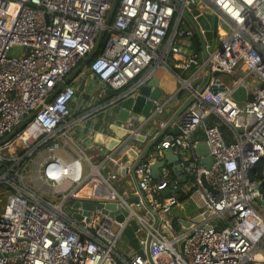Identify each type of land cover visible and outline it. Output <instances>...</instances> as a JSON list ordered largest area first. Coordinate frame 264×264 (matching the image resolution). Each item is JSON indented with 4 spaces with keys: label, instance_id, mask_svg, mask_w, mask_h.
I'll list each match as a JSON object with an SVG mask.
<instances>
[{
    "label": "built area",
    "instance_id": "built-area-1",
    "mask_svg": "<svg viewBox=\"0 0 264 264\" xmlns=\"http://www.w3.org/2000/svg\"><path fill=\"white\" fill-rule=\"evenodd\" d=\"M112 3L0 0V143L35 113L0 145V264H264V216L255 205L264 209V0H120L108 26ZM190 5L217 18L214 46ZM101 33L87 69L103 93H80L75 108L70 84L50 100ZM185 40L194 54L178 73L171 60L180 62ZM14 48L21 51L11 57ZM161 70L177 81L176 93L161 94L147 117L130 110L115 126L121 104L136 102ZM241 88L254 100L236 101ZM183 92L188 107L159 120ZM103 114L124 137L94 163L75 135L91 131ZM202 143L209 169L197 153ZM152 144L153 154L141 161ZM169 150L183 172L172 178L165 165L155 180L151 166ZM122 152L130 166L118 160L116 171L107 170ZM125 175L134 188L122 195L116 186ZM168 188H182L179 198L162 197ZM187 201L198 212L187 226L175 225L174 210L184 211ZM84 202L114 204L124 218L97 208L86 215ZM132 222L142 254L123 241Z\"/></svg>",
    "mask_w": 264,
    "mask_h": 264
},
{
    "label": "water",
    "instance_id": "water-1",
    "mask_svg": "<svg viewBox=\"0 0 264 264\" xmlns=\"http://www.w3.org/2000/svg\"><path fill=\"white\" fill-rule=\"evenodd\" d=\"M119 1L120 0H113L112 6H111V9L108 13L107 21H106V25H108V26L111 25V23L113 21L114 15L117 11V7L119 5ZM190 9L193 10V16L197 17L196 22L200 25L201 28H203L206 31L207 41L209 42V44L211 46H214L215 42H216L215 40L218 36V27H217L218 26V20H217V18L210 16V15L200 16L199 12L195 9L194 5H190ZM224 30L227 31V28L223 27L222 31L224 32ZM103 38H104V33H101L96 44H95L93 51L78 66V68L75 69L66 78L65 82L55 90V92L51 95L50 100H52L57 95V93H59L66 85L72 84L74 82V80L76 79V77L79 74H81L83 72V70L90 64V62L97 56V54L100 50V45H101ZM200 42L201 43L204 42V40L201 37H200ZM215 76H220V75L217 74ZM139 93H140V97L137 99L136 102H134L132 99H129V100H127L121 104V107L124 109L119 111V113L117 115V121L115 122V126L120 127L122 125V122L127 120L130 110H132L136 113H140L142 115V118L147 117L150 114V112L156 107L154 102H157L160 99V96L163 92L160 89L159 80L157 78H155L149 87L141 88ZM146 97L150 98V100L146 101L145 100ZM233 98L239 102H245L247 99L249 101L254 100V97L252 95L246 96V92L243 88L237 90L233 94ZM188 105H189V103H187L184 106V108L180 111V113H182L188 107ZM34 116H35V113L22 126H20L13 133H11L6 141L14 138L15 135L17 133H19L25 127V125L33 119ZM114 129H116V127H112V130H114ZM119 137L123 138L124 135L121 134V135H119ZM6 141L1 142L0 145L4 144ZM140 141L142 143L144 142L143 139H141ZM116 144H117V142L113 141V143L110 145V148H112ZM154 146H155V144H152L148 148V150L145 152V154L141 158V161L144 159H148L150 157V155L153 154ZM159 149L163 150V147L161 145H159ZM197 153L200 157L203 158L202 163L206 165L207 169H209L212 165V161L209 157H207L208 148H207L206 144H203V143L200 144L197 148ZM163 154H164L163 159L160 161H156L151 166L152 175H153V178L155 180L160 178L161 169L164 168L165 165L171 167L172 172H173L172 178L179 176L183 172V167L179 164L180 159L177 155H175L171 150L165 151ZM128 166H130L129 163H128ZM179 179H180V182L182 183L181 185L186 183V176L179 177ZM204 185L206 188L211 190L210 187L206 184L205 180H204ZM181 191H182V188H177L174 190H171L170 188H168V189L161 191V196L166 198V197H169L171 195H175V197L179 198V193ZM258 202L260 204H262L261 200H259ZM79 206H80V203H78V202L75 203L74 209H77ZM81 206L86 210V213H85L86 215H89L90 211L94 210L95 208L102 209L105 214H109V216L112 218L116 217V219L120 222L123 220L124 214H125V212L117 211L116 206L114 204H106L105 205L102 203L94 204V203H90V202H84V203H82ZM205 216L207 217L208 214H206ZM75 217L78 220L81 219L79 216H75ZM200 220H201V217H198L196 219V221H200ZM185 224L188 225V222H186ZM136 230H137V225L135 222H132L131 226L129 228H127L126 231L124 232L123 241L125 243H129L136 251H138L139 253L142 254V252L140 251V247L138 245V242L135 238V231Z\"/></svg>",
    "mask_w": 264,
    "mask_h": 264
},
{
    "label": "crops",
    "instance_id": "crops-1",
    "mask_svg": "<svg viewBox=\"0 0 264 264\" xmlns=\"http://www.w3.org/2000/svg\"><path fill=\"white\" fill-rule=\"evenodd\" d=\"M82 75H83L82 76L83 79H81V80H83V81H80V79L79 80L76 79L74 81V83H72L76 87V90L78 93L77 99L81 96V98L79 100H77L79 102L76 101L73 104V107H75V108H77L81 104V102L83 101L82 94L80 95V93H83L84 90H86V93H95L96 95L98 93H103L102 84L99 81L95 80L91 76L88 69H86ZM157 79L159 80L160 88L163 87V89L166 93H171V92L176 93V91L178 89V84H177V81L175 80V78L171 74H169L168 72H166L164 70H161V71H159V73L157 75ZM106 93H111V92L109 90H106ZM89 100H92V99H89ZM162 117H165V115ZM161 118L159 120H161ZM110 121H111V119L109 118V115L103 114L102 117H99V118L93 120L92 125H94V126H93V129L91 131H88V129L80 130L75 135V138L78 141L79 145H80V140H81L80 139L81 133L85 134V139H91L90 144L87 146V149H85V150H89L92 152V154H90V155H92L91 157L93 158L94 161H96V163L102 161L104 159L105 155L113 149V147L115 145L112 148H110V145L113 143V141H116L117 138H121V137H119V135H121V134L124 135V132L122 130H119V129L118 130H116V129L112 130L113 126H110L111 125ZM161 121H164V120H161ZM150 131H151V128L150 127L147 128L146 132L149 133ZM80 147L82 148L81 145H80ZM123 154L124 153L122 152L120 155H116L114 157V161H116V162L113 161L110 164H108L106 169L111 171V172L116 171L118 168V166H117L118 160L119 161L122 160V161L128 163V161H130L131 159L128 160V158L123 156ZM122 183H124V184L126 183L128 185L127 186L128 189L133 190L134 184H133L132 176H130V175L123 176L121 185H122ZM175 212L176 211H174L175 219L182 221L184 226H187V224H185V223L188 222L189 219L181 218Z\"/></svg>",
    "mask_w": 264,
    "mask_h": 264
},
{
    "label": "rangeland",
    "instance_id": "rangeland-1",
    "mask_svg": "<svg viewBox=\"0 0 264 264\" xmlns=\"http://www.w3.org/2000/svg\"><path fill=\"white\" fill-rule=\"evenodd\" d=\"M218 42V41H217ZM21 49L19 48H14L11 50V52L9 53V56H16L20 53ZM181 54L182 56L186 59L187 57H191L194 52L192 51L191 49V41L189 40H185L184 42V46L181 50ZM200 58L203 59L204 58V55H203V52L201 51L200 52ZM179 59V57H178ZM171 62H174V60L172 59ZM87 69V67L83 70V72L81 74H79L76 79H80V81H83L81 79H83V73L85 72V70ZM188 76V74H187ZM222 80H224L227 84H229L231 82V80L228 78V77H221ZM75 79V80H76ZM74 80V81H75ZM248 82L250 83H253L252 79H250ZM74 83V82H73ZM177 88V87H176ZM163 92V97L164 98H168L169 96L173 95L174 93L171 92V93H166L163 89V87L160 88ZM83 93H86V90H84ZM81 95V94H80ZM81 98V96L77 99L79 100ZM187 99H188V94L187 92H183V94L178 98L176 99L173 103H171V105L168 107L169 108V111L170 113L169 114H166L165 117H162L161 120H164V121H168L171 117H175L183 108L184 106L188 103L187 102ZM76 100V101H77ZM79 102V101H77ZM80 145L82 146V148L84 149L85 153L88 155V156H92L90 154H92L91 151L89 150H85L87 149V146L90 144V141L91 139H85V134L81 133L80 134ZM60 155H63L61 153H59ZM75 154V153H74ZM94 163H96V161H94ZM88 172V171H86ZM117 190L122 194V195H126V192L125 190L128 189L127 187V184L125 183H122V185H117ZM188 187H185V189H187ZM255 205L259 208L261 214L264 216V209L263 208H260L259 207V204L256 202ZM1 208H2V205H0V211H1ZM174 211H176L175 213L178 214L179 217L181 218H184V219H189L191 220V218L197 214L198 210L195 208V206H193V204H191L190 202L187 201L186 205H185V210L184 211H180V209H175ZM180 230L179 229H176V233H178ZM122 248L127 250L125 244H121Z\"/></svg>",
    "mask_w": 264,
    "mask_h": 264
},
{
    "label": "trees",
    "instance_id": "trees-1",
    "mask_svg": "<svg viewBox=\"0 0 264 264\" xmlns=\"http://www.w3.org/2000/svg\"><path fill=\"white\" fill-rule=\"evenodd\" d=\"M193 42H194V46H196V45L199 44V42H198L197 39H195ZM179 60H180V62H178V61H174V62H172V66L174 67L175 71H177L178 73H180V71H181L179 65H180L181 63H183V61L185 60V58L181 55V56H179ZM222 131H223V132H227V129H226L225 127H222ZM258 170H259V169H258ZM182 199L184 200L183 197H182ZM177 224H178V220L176 219V220H175V225H177Z\"/></svg>",
    "mask_w": 264,
    "mask_h": 264
},
{
    "label": "bare ground",
    "instance_id": "bare-ground-1",
    "mask_svg": "<svg viewBox=\"0 0 264 264\" xmlns=\"http://www.w3.org/2000/svg\"><path fill=\"white\" fill-rule=\"evenodd\" d=\"M128 186V185H127ZM129 191H131L130 189H128Z\"/></svg>",
    "mask_w": 264,
    "mask_h": 264
}]
</instances>
